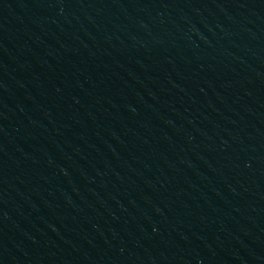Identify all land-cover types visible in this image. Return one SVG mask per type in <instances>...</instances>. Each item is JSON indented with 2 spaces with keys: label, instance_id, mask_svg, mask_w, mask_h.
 Wrapping results in <instances>:
<instances>
[{
  "label": "water",
  "instance_id": "95a60500",
  "mask_svg": "<svg viewBox=\"0 0 264 264\" xmlns=\"http://www.w3.org/2000/svg\"><path fill=\"white\" fill-rule=\"evenodd\" d=\"M0 264H264V0H0Z\"/></svg>",
  "mask_w": 264,
  "mask_h": 264
}]
</instances>
